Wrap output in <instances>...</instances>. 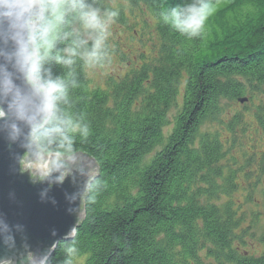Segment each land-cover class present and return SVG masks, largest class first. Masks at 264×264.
Returning <instances> with one entry per match:
<instances>
[{"label": "trees", "instance_id": "trees-1", "mask_svg": "<svg viewBox=\"0 0 264 264\" xmlns=\"http://www.w3.org/2000/svg\"><path fill=\"white\" fill-rule=\"evenodd\" d=\"M125 1L156 18L160 57L153 69L108 79L105 89L91 88L83 66H75L81 86L73 92L74 107L92 130L77 147L95 161L105 182L94 205L83 202L78 257L82 264H186L205 247L229 263L264 264V256L239 258L230 249L239 221L230 203L202 201L217 195L216 164L223 153L215 138L195 139L220 101L243 98L244 81L252 90L264 89V0H213L217 10L204 38L196 40L181 37L157 16L161 4L185 0ZM179 78L182 108L170 120ZM169 122L167 144L147 157ZM259 124L264 133V116Z\"/></svg>", "mask_w": 264, "mask_h": 264}, {"label": "clouds", "instance_id": "clouds-1", "mask_svg": "<svg viewBox=\"0 0 264 264\" xmlns=\"http://www.w3.org/2000/svg\"><path fill=\"white\" fill-rule=\"evenodd\" d=\"M216 10L213 0H185L161 4L157 16L181 37L196 40L204 38ZM119 16L118 8L101 0H0V150L8 174H27L38 189L37 202L53 208L54 189L70 181L75 193H63L67 211L77 214L66 233L49 228L51 239L37 244L22 218L0 208V264H74L80 253L83 213L77 202L94 205L105 182L77 147L92 130L74 107L73 92L81 86L75 66L111 65V29ZM54 67L64 71L57 74ZM45 162L46 172L40 167ZM3 199L9 208L23 207L15 187Z\"/></svg>", "mask_w": 264, "mask_h": 264}, {"label": "rangeland", "instance_id": "rangeland-1", "mask_svg": "<svg viewBox=\"0 0 264 264\" xmlns=\"http://www.w3.org/2000/svg\"><path fill=\"white\" fill-rule=\"evenodd\" d=\"M102 1L104 6L118 8L120 16L111 29V65L103 70L83 66L90 87L97 89H105L108 79H122L143 67L155 68L161 44L156 18L143 5H133L125 0ZM182 77L183 80L184 73ZM182 80L169 109L170 120L181 112ZM245 86L243 98L222 100L217 104L218 113L206 115L197 127L195 139L215 138L223 153L216 164L220 174L214 181L217 195L205 197L202 201H211L219 206L230 203L239 220L233 229L230 249L239 258L257 260L264 256V133L259 124V119L264 116V89L255 86L252 90L247 81H244ZM171 128L172 122H169L163 129L160 145L147 157L152 158L163 149ZM228 177L229 181L225 182ZM204 248L186 264H235L208 255ZM74 264H82V259L77 256Z\"/></svg>", "mask_w": 264, "mask_h": 264}, {"label": "water", "instance_id": "water-1", "mask_svg": "<svg viewBox=\"0 0 264 264\" xmlns=\"http://www.w3.org/2000/svg\"><path fill=\"white\" fill-rule=\"evenodd\" d=\"M240 101L243 102L245 99H240ZM83 155L86 156L88 160L92 161L94 165L93 170L97 172L98 175V168L95 161L86 154ZM8 163L9 161L6 153H3V151L0 150V208H4L9 211V214L14 217L18 216L19 218H22L28 225L29 233L33 241L37 244L47 243L48 240L51 239L50 234L48 236L49 228L55 227L61 235L66 233L77 220L76 213L70 214L67 211L71 205H69L63 193L66 191L69 197L75 193L76 189L73 187L71 182L65 181L63 188L54 189L52 194L57 199V207L53 208L51 205H41L36 199V192L38 189L29 182L27 174L10 176L7 171ZM23 167L24 165H22V168ZM40 167L42 171L46 172L48 167L47 162ZM9 187L16 188L20 199L23 202L22 208L16 209L9 208L7 206L6 201L3 199V195ZM77 203L83 213L78 222L79 227L84 217V204L83 200L78 201Z\"/></svg>", "mask_w": 264, "mask_h": 264}]
</instances>
